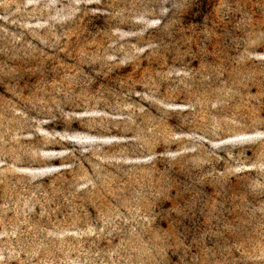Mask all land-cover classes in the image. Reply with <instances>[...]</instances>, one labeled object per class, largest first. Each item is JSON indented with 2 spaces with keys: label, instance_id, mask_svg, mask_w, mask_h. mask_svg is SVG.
<instances>
[{
  "label": "rangeland",
  "instance_id": "374dc122",
  "mask_svg": "<svg viewBox=\"0 0 264 264\" xmlns=\"http://www.w3.org/2000/svg\"><path fill=\"white\" fill-rule=\"evenodd\" d=\"M195 2L0 0V264H264V0Z\"/></svg>",
  "mask_w": 264,
  "mask_h": 264
},
{
  "label": "trees",
  "instance_id": "16d2710c",
  "mask_svg": "<svg viewBox=\"0 0 264 264\" xmlns=\"http://www.w3.org/2000/svg\"><path fill=\"white\" fill-rule=\"evenodd\" d=\"M218 0H196L195 4L193 7L190 9V11L187 13L189 17H186V22L187 24H194L196 25L197 23H204L203 19L204 16L207 14L208 10L211 9L215 4H217ZM195 16V17H194ZM191 18V19H190ZM201 24V25H202ZM210 25V23H207ZM198 29V28H197ZM211 46H208V49H211ZM207 56H198L194 59L195 62L202 61L204 59H207Z\"/></svg>",
  "mask_w": 264,
  "mask_h": 264
}]
</instances>
